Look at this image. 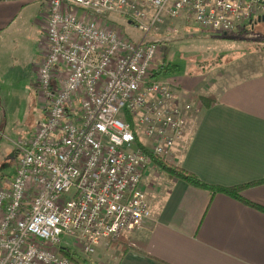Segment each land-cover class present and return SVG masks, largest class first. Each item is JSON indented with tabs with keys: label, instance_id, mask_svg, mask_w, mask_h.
<instances>
[{
	"label": "built area",
	"instance_id": "obj_1",
	"mask_svg": "<svg viewBox=\"0 0 264 264\" xmlns=\"http://www.w3.org/2000/svg\"><path fill=\"white\" fill-rule=\"evenodd\" d=\"M48 10L37 69L46 116L14 141L17 170L0 179V264H80L62 246L89 264L102 243L145 227L152 155L169 161L187 113L200 111L156 76L160 46L149 36L180 21L226 35L263 17L264 0H50ZM113 15L142 39L107 26Z\"/></svg>",
	"mask_w": 264,
	"mask_h": 264
},
{
	"label": "crops",
	"instance_id": "obj_2",
	"mask_svg": "<svg viewBox=\"0 0 264 264\" xmlns=\"http://www.w3.org/2000/svg\"><path fill=\"white\" fill-rule=\"evenodd\" d=\"M48 5L45 0H0V54L12 40L24 35L29 41L31 35L38 34L39 27L46 29ZM118 16L106 20L120 19L124 26L122 16ZM261 63L263 59L246 74H221L215 81L197 78L190 85L179 84L176 78H172L175 84L166 81L172 85L175 102L180 106L198 105L194 96L200 94H213L217 99L210 107L199 104V112L187 113L184 138L174 146L169 161L214 186L261 181L243 188L241 196L264 207ZM206 80L212 86L206 85ZM142 186L152 219L145 227L125 233L129 249L124 254L115 249L106 259L91 257V263L264 264L262 209L223 192L211 199L207 189L169 177L154 164L145 172ZM105 247L102 243L96 252Z\"/></svg>",
	"mask_w": 264,
	"mask_h": 264
},
{
	"label": "rangeland",
	"instance_id": "obj_3",
	"mask_svg": "<svg viewBox=\"0 0 264 264\" xmlns=\"http://www.w3.org/2000/svg\"><path fill=\"white\" fill-rule=\"evenodd\" d=\"M49 1L45 3L48 5ZM122 18L124 26L120 25V19L119 22L108 20L106 25L121 29L126 35L129 33L134 40H141L142 32L126 17ZM46 31L39 27L38 34L31 35L29 41L22 35L19 40H12L11 46L5 47L0 54V179L13 177L17 170L21 154L14 141L31 135L46 116L47 100L39 93L37 78V69L48 49ZM149 39L159 43L160 69L166 61L179 67L176 75H162V79L173 82L172 78H176L182 85H190L197 78L219 80L217 77L226 73L230 74L228 76L236 72L246 74L264 60V21L257 20L248 31L227 35L180 21L178 32L164 30L151 34ZM261 65L263 67L264 63ZM205 83L212 86V82L206 80ZM138 137L144 138L139 132ZM120 237L107 248H100L92 259L95 256L106 259L112 255V250L121 251ZM72 248L79 252L78 248Z\"/></svg>",
	"mask_w": 264,
	"mask_h": 264
},
{
	"label": "trees",
	"instance_id": "obj_4",
	"mask_svg": "<svg viewBox=\"0 0 264 264\" xmlns=\"http://www.w3.org/2000/svg\"><path fill=\"white\" fill-rule=\"evenodd\" d=\"M253 25H254V23L247 25L238 31H241V32L248 31L251 28H253ZM227 34H230V33H227ZM178 71H179L178 65L170 64L168 61H166L162 64L161 69L156 74V76L160 77V75H171V74L177 73ZM194 101L199 103L201 107H203V105L206 107H210L217 102V99H216V96H214L213 94H200L198 96H194ZM128 121L133 123V119L130 117H128ZM152 161H153V164L155 166L159 167L161 170L166 172L169 175V177H176V178L182 179V180H184V181H186V182H188V183H190L196 187L207 189L209 192H211V199H213V197L218 192H223V193H226L230 196L238 198V199L246 202L249 205L260 208L264 211V207L257 205V204H254V203L244 199L241 196V191L243 188L250 186V185H255V184L261 183V181H255V182H250L247 184L228 186V187H226V186H214V185H211V184L204 182L203 180H201L196 175L184 170L180 166L173 164L168 160H165L164 158L158 157L156 155H152ZM120 238H122V241H120L121 252H122V254H124L129 249V246H128V243L125 239V234L121 235ZM60 251L62 254L69 257L71 260L78 261L80 264H85L88 262V260L79 261L78 257H77L78 256L77 252L69 246H62L60 248Z\"/></svg>",
	"mask_w": 264,
	"mask_h": 264
},
{
	"label": "water",
	"instance_id": "obj_5",
	"mask_svg": "<svg viewBox=\"0 0 264 264\" xmlns=\"http://www.w3.org/2000/svg\"><path fill=\"white\" fill-rule=\"evenodd\" d=\"M258 21H264V16L263 17H259ZM89 264H94V263H89Z\"/></svg>",
	"mask_w": 264,
	"mask_h": 264
}]
</instances>
